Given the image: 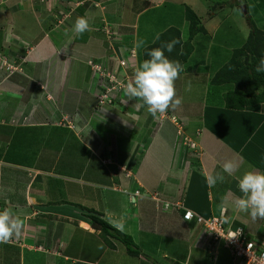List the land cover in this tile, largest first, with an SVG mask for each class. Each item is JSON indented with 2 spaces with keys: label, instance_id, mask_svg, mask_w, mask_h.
Instances as JSON below:
<instances>
[{
  "label": "crops",
  "instance_id": "obj_1",
  "mask_svg": "<svg viewBox=\"0 0 264 264\" xmlns=\"http://www.w3.org/2000/svg\"><path fill=\"white\" fill-rule=\"evenodd\" d=\"M127 2V10L115 8L120 0L0 5V208L15 210L25 222L19 238L0 243V264H201L204 255L206 260L220 256L215 249L220 244L204 226L185 220L181 210L166 209L155 196L180 201L203 216H220L217 205L226 197L227 223L264 240V220L231 205L240 195L237 178L225 173V182L210 189L204 177L222 171V163L232 158L241 165L237 177L249 169L264 171V102L230 109L223 95L234 84H217L227 85L220 96L210 86L229 54L205 73V96L195 100V106L202 105L197 115L180 106L153 118L146 106L122 92L112 96L115 103H97L103 85L90 59L108 71L121 68L131 79L145 47L182 20L185 28L189 24L185 11L178 10L182 17L176 7L159 10L165 0ZM150 10L156 14L153 25L164 11L177 19L166 20L163 31L145 41L141 19ZM85 15L91 31L77 35L74 22ZM214 34H199L209 41L206 56ZM194 38L181 74L203 61L193 60L201 57ZM139 40L145 45L137 49ZM31 142L45 146L38 151ZM21 149L29 153L20 154ZM80 205L102 213L114 226L123 224L141 255L129 254L115 238V246H109Z\"/></svg>",
  "mask_w": 264,
  "mask_h": 264
},
{
  "label": "rangeland",
  "instance_id": "obj_2",
  "mask_svg": "<svg viewBox=\"0 0 264 264\" xmlns=\"http://www.w3.org/2000/svg\"><path fill=\"white\" fill-rule=\"evenodd\" d=\"M4 1L6 3H4ZM31 1L32 0H0V5H6L7 7H9L8 4L12 5V3H14V4L18 3V4H21L23 6V4H28ZM120 2H121V4L116 5L115 8H117V10H127V8L129 7V4H127L128 3L127 0H120ZM125 4H127V5H125ZM244 5L247 6L248 14L251 15L253 20L258 24V27L261 30H264V0H165L164 6H162L159 9V10H172V7H176L177 11L178 10H180L182 12L185 11L184 15H186V10L189 8V9L193 10L198 15L199 20L201 21V23H198V25L200 24L202 26V27H200L201 32L208 34V36H210L212 32L215 33L213 35L214 39H212L213 44L210 45L211 51L208 52L209 56H206L204 54L205 49L207 51V46L205 44H207L209 41L206 39L203 40V36L199 37L200 32L196 33L195 38H194L197 42V44H196L197 45V53L196 54L198 55L200 53L201 57L200 56L199 57H193V60L196 61V60H202L203 59V61H199L198 62L199 64H197L196 68L192 69L188 73L180 74V78L176 81L177 95L182 97V99H183L182 104L183 105H181V106L186 109V111L184 113L191 114L193 111H195V113L192 115H197V112H200V110H197V109L201 108L202 105L198 104L195 106V103H196L195 100H197V97L204 98V96H205L204 91H205V88L207 86V81L205 79V78H207V76L205 75V73L208 72V74H211L213 72V69H216L217 65L220 62H223L226 59L228 54L231 58V54H232L233 50H229V48L233 49L234 47L237 48V47L243 46L246 43L247 39L250 37L251 31H252V28H251L252 26L249 23L247 16L244 14V9H243ZM0 10H4L2 6L0 7ZM111 10H114V9H111ZM156 10H158V9H156ZM173 14H176V13L173 12ZM154 15L156 16V14H154L153 10H150V11L145 13L144 20H143V18L141 19L142 20V29L145 30V31H141V35L147 36L145 41L151 39L153 37V35L156 34V32L159 29H161V32H162L164 29V28H162V25H165L166 20H169V18L174 17V16L170 15L169 13H167L166 11H164L163 15H158V19L156 21H154V25H153L152 17L154 18ZM184 15H182L180 13V16L183 17ZM41 17H42V15L40 14V19H41ZM36 19H38V18H36ZM176 19H177V17L175 16L173 23H175ZM147 23H152V25L146 26ZM188 23H190V22H188ZM175 26H176V28H178L179 31L183 30V29L186 30V28H187V32H185V31L183 32L185 35L184 38L185 39L187 38V39L183 40V41L189 42L187 40L189 39L190 35L192 34L190 24H188V26H186V28H185L184 22L182 20L181 23H177L174 25V27ZM175 30H177V29H175ZM165 31H163V32H165ZM55 32H57V31H55ZM60 32H61V30H58V32L56 34L58 35V34H60ZM186 33H187V36H186ZM56 34L54 36L55 38H57ZM242 41H244L245 43L242 44L243 43ZM212 48L213 49L217 48L219 50H213ZM217 54H220V55H217ZM210 57H211V59H210ZM193 60H192V62H193ZM209 61H210V64H209ZM72 62H73L74 68L76 70L77 69L79 70V68L76 67V62L74 60ZM91 65H92V68L94 69V64L91 63ZM93 69H91V70L93 71ZM120 71H123V70L121 69ZM200 71H202L203 73H201ZM119 75L122 77V72H120ZM97 76H98V77H96L97 80H99L100 77L102 78V76H100V75H97ZM105 80H106V78L103 77V79L101 81L102 85H103V82ZM73 84L76 85V82L74 81V79H73ZM212 84H214V83L211 82L210 86H213ZM216 85L217 84H214V88H216L217 92L215 91L214 88L213 89L218 95H219V93L223 92L224 89L227 88V85H223V86H216ZM201 93H203V94L201 95ZM225 93H224V95H225ZM97 95L99 96L97 103H100V104L107 103L106 101L103 103V101L100 100L102 97V93L98 92L96 94V96ZM223 99H224V97H223ZM187 109H189V111ZM190 135L194 136V137L197 136V135L191 134V133H190ZM184 143L185 144L187 143L190 145L191 140L189 139L188 136H184ZM192 145H194V143H192ZM14 146H15V143L13 144V148H14ZM30 146H31V149L32 148H35V149L38 148V151H40V149H42L45 145L39 144V146H37L31 142ZM58 146L59 145H56V149L58 148ZM19 153L20 154H28L29 151L28 150L23 151L21 149L19 151ZM32 154L35 155V153H33V152H32ZM172 208L173 207H171V209ZM224 214H225V212H224ZM262 220H264V219H262ZM207 232L209 233V236H211V233L209 231H207ZM256 233H257V231H256ZM262 233H264V226L262 227ZM213 240H214V238H213ZM214 242L221 245V246L220 245L215 246L216 247L215 249L219 252L220 256L218 258H215V259L208 257V260H206L207 256L204 255V257H203L204 262H202L201 264H241L240 263L241 260L235 259L230 254L228 248H226V246L224 245V241H215L214 240ZM200 258H201V256L198 257L197 260H201Z\"/></svg>",
  "mask_w": 264,
  "mask_h": 264
},
{
  "label": "clouds",
  "instance_id": "obj_3",
  "mask_svg": "<svg viewBox=\"0 0 264 264\" xmlns=\"http://www.w3.org/2000/svg\"><path fill=\"white\" fill-rule=\"evenodd\" d=\"M72 30L77 35L91 31L87 16L77 17ZM178 43H180L179 40L173 39L161 47H155L148 51L147 56L149 58L144 59L135 68L132 78L122 86V93L130 99L140 101V106H146L147 112L153 118L165 114L169 109L175 110L182 105L183 99L177 95L176 81L180 78L184 67L179 60L171 59L166 55V52L171 53ZM144 45L145 41L139 40L135 47L139 49ZM122 60L126 62L125 59ZM91 63L104 68L102 64L95 63L92 59L89 60L92 67ZM119 64L121 65V63ZM121 67L125 68L126 63ZM104 69L106 70V68ZM118 70L120 71L121 68ZM93 71L98 73L95 69ZM255 71L264 72V58L259 61ZM98 74L100 75V73ZM240 167L239 161L234 158L225 160L221 165L222 171L204 173L206 185L211 189L217 183L225 182V173L228 176L236 177L240 195L231 201V205L239 212L248 213L254 220L264 219V171L249 169L237 177L236 174ZM228 204L229 201L225 197L217 205V209L221 212V217L225 219V222L227 219L224 217V208ZM115 226L123 230V224ZM24 228V218L18 212L8 207L0 208V243H8L19 238L23 234Z\"/></svg>",
  "mask_w": 264,
  "mask_h": 264
},
{
  "label": "trees",
  "instance_id": "obj_4",
  "mask_svg": "<svg viewBox=\"0 0 264 264\" xmlns=\"http://www.w3.org/2000/svg\"><path fill=\"white\" fill-rule=\"evenodd\" d=\"M42 1L44 2L45 0ZM246 16L252 26L250 37L243 46L238 47L233 51L229 61L218 69L211 79V82L214 84H234V88L226 92L224 95L225 107L230 109H245L247 106L264 102V72L255 71L259 61L264 58V30H261L257 26L256 22L248 12L246 13ZM186 18L190 22L189 24L192 32L187 40L189 42L183 41L181 30L179 31L176 27H170L158 36L159 39L156 38L153 43L144 48L143 59L149 58L147 53L152 48L161 47L167 42L177 39L180 43L175 45L171 53L166 52V55L171 59L179 60L184 67V64L188 61L194 50L192 39L196 33L201 32L200 27H202L200 24L198 25V23H201L198 15L189 8L186 10ZM94 62L96 63V59ZM103 67L105 68V66ZM113 102L115 103V100H113ZM80 206L83 211L81 213L85 217V220L89 222L93 228L100 231L101 236L109 246H115L111 240V238H115L126 246L129 254L134 256L141 255L140 247L130 234L115 227L102 213L84 205ZM227 226L234 229L241 228L248 239L255 241L258 246L263 247V241H261V238L251 236L242 226L233 227L232 225L230 226L229 223H227ZM240 263L243 264L244 260L242 259Z\"/></svg>",
  "mask_w": 264,
  "mask_h": 264
},
{
  "label": "built area",
  "instance_id": "obj_5",
  "mask_svg": "<svg viewBox=\"0 0 264 264\" xmlns=\"http://www.w3.org/2000/svg\"><path fill=\"white\" fill-rule=\"evenodd\" d=\"M120 63L124 66L126 62L122 60ZM94 69L102 76L100 79L101 81L103 77L106 78L103 82L102 97L100 100L103 101V103L105 101L113 102L112 96L123 92L122 86L129 80L126 72H124V74L122 73L121 77L119 75V70L108 71L98 64H94ZM135 193L139 195L140 190H136ZM154 198L162 201L166 209H171V207H173L172 209L181 210L185 220H196L198 224L204 226L205 229L211 233L215 241H224V245L228 248L230 254L235 259L241 261L243 259V264H264V240L263 247L258 246L255 241L247 238L245 232L241 228L233 229L228 227L227 222H225V219H223L221 215L203 216L185 207L180 201L172 202L160 199L156 196Z\"/></svg>",
  "mask_w": 264,
  "mask_h": 264
},
{
  "label": "water",
  "instance_id": "obj_6",
  "mask_svg": "<svg viewBox=\"0 0 264 264\" xmlns=\"http://www.w3.org/2000/svg\"><path fill=\"white\" fill-rule=\"evenodd\" d=\"M243 9H244V12L247 13V6L246 5L243 6Z\"/></svg>",
  "mask_w": 264,
  "mask_h": 264
}]
</instances>
